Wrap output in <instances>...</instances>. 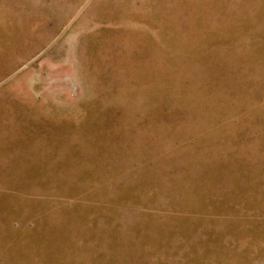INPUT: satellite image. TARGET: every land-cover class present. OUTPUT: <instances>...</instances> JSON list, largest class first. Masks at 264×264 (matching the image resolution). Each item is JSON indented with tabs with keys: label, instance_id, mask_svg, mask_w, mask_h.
Returning <instances> with one entry per match:
<instances>
[{
	"label": "rangeland",
	"instance_id": "rangeland-1",
	"mask_svg": "<svg viewBox=\"0 0 264 264\" xmlns=\"http://www.w3.org/2000/svg\"><path fill=\"white\" fill-rule=\"evenodd\" d=\"M0 264H264V0H0Z\"/></svg>",
	"mask_w": 264,
	"mask_h": 264
}]
</instances>
